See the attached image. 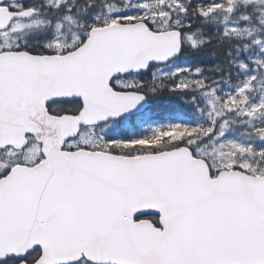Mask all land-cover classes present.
<instances>
[{"label":"snow or ice","instance_id":"obj_1","mask_svg":"<svg viewBox=\"0 0 264 264\" xmlns=\"http://www.w3.org/2000/svg\"><path fill=\"white\" fill-rule=\"evenodd\" d=\"M0 264H264V0H0Z\"/></svg>","mask_w":264,"mask_h":264},{"label":"trees","instance_id":"obj_2","mask_svg":"<svg viewBox=\"0 0 264 264\" xmlns=\"http://www.w3.org/2000/svg\"><path fill=\"white\" fill-rule=\"evenodd\" d=\"M153 118L154 119H168V118H171L168 116V114L166 112H163V111H159V112H156L153 114Z\"/></svg>","mask_w":264,"mask_h":264},{"label":"flooded vegetation","instance_id":"obj_3","mask_svg":"<svg viewBox=\"0 0 264 264\" xmlns=\"http://www.w3.org/2000/svg\"><path fill=\"white\" fill-rule=\"evenodd\" d=\"M119 125L116 126V128L113 129L114 132H122L123 133V129H118ZM139 128V127H138Z\"/></svg>","mask_w":264,"mask_h":264}]
</instances>
